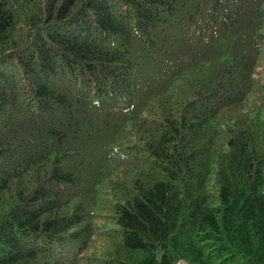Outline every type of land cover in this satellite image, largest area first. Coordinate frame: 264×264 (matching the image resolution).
<instances>
[{"label": "trees", "instance_id": "1", "mask_svg": "<svg viewBox=\"0 0 264 264\" xmlns=\"http://www.w3.org/2000/svg\"><path fill=\"white\" fill-rule=\"evenodd\" d=\"M264 264V0H0V264Z\"/></svg>", "mask_w": 264, "mask_h": 264}, {"label": "rangeland", "instance_id": "2", "mask_svg": "<svg viewBox=\"0 0 264 264\" xmlns=\"http://www.w3.org/2000/svg\"><path fill=\"white\" fill-rule=\"evenodd\" d=\"M179 264H187L186 262H180Z\"/></svg>", "mask_w": 264, "mask_h": 264}]
</instances>
